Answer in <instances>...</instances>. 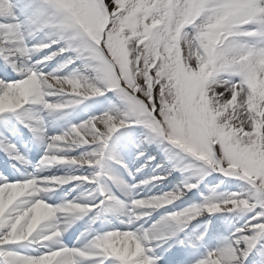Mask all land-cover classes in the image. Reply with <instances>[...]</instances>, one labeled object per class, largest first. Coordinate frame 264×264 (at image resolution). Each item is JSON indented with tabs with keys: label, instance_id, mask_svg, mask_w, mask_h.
Instances as JSON below:
<instances>
[{
	"label": "snow or ice",
	"instance_id": "6c2138e0",
	"mask_svg": "<svg viewBox=\"0 0 264 264\" xmlns=\"http://www.w3.org/2000/svg\"><path fill=\"white\" fill-rule=\"evenodd\" d=\"M0 264H264V0H0Z\"/></svg>",
	"mask_w": 264,
	"mask_h": 264
}]
</instances>
